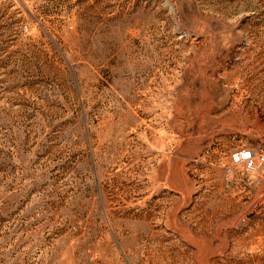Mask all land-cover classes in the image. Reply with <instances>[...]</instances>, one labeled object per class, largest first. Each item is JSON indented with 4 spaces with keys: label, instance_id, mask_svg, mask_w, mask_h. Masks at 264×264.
Instances as JSON below:
<instances>
[{
    "label": "rangeland",
    "instance_id": "1",
    "mask_svg": "<svg viewBox=\"0 0 264 264\" xmlns=\"http://www.w3.org/2000/svg\"><path fill=\"white\" fill-rule=\"evenodd\" d=\"M264 0H0V264H264Z\"/></svg>",
    "mask_w": 264,
    "mask_h": 264
},
{
    "label": "built area",
    "instance_id": "2",
    "mask_svg": "<svg viewBox=\"0 0 264 264\" xmlns=\"http://www.w3.org/2000/svg\"><path fill=\"white\" fill-rule=\"evenodd\" d=\"M231 163H241L248 170L264 166V150L256 153L252 149L243 148L232 155Z\"/></svg>",
    "mask_w": 264,
    "mask_h": 264
}]
</instances>
